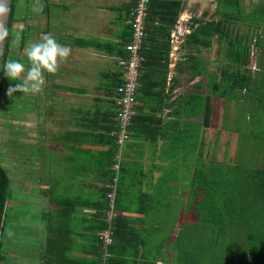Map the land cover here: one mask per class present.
<instances>
[{
  "label": "crops",
  "instance_id": "obj_1",
  "mask_svg": "<svg viewBox=\"0 0 264 264\" xmlns=\"http://www.w3.org/2000/svg\"><path fill=\"white\" fill-rule=\"evenodd\" d=\"M45 2L50 8L48 15H40L39 35L48 26V33L72 50L66 67L62 64L58 71L65 77L52 82L53 87L48 84L41 93L50 87L55 90L50 101V147L58 149V162L63 163L52 170L49 194H42L40 188L46 186L40 177V195L17 200L20 213L16 223L23 228L22 235L30 237L22 250L33 244L29 248L33 255L25 251L11 261L5 245L6 264H89L101 233L93 227L102 225L104 219L102 203L118 150L116 83L123 77L125 65L118 51L132 40L129 12L135 0ZM194 4L218 7L217 0H183L180 17H188L187 9ZM190 36L177 48L170 42L167 69L142 68L138 113L123 151L111 252L119 260L113 264H189L187 237L188 243H195L196 238L201 244L200 219L204 211L205 216H212L213 206L208 205L212 200L205 195L207 191L212 195L219 164L225 165L229 148L220 161V143L212 138L210 127L215 128L216 137L218 123L227 113L223 107L219 110L225 99L240 104L244 100L235 93L228 98L229 93L221 88L225 79L218 74L222 66L216 53H228V47L215 40L206 49L197 39L189 42ZM60 82L65 83V90L59 93ZM209 102L214 125L211 122L207 127L204 119ZM233 121L239 124L236 116ZM243 121L247 122L245 117ZM225 127L229 129V124ZM27 204H32L34 213L26 211ZM31 214L33 221H29ZM14 225L10 220L7 237Z\"/></svg>",
  "mask_w": 264,
  "mask_h": 264
},
{
  "label": "rangeland",
  "instance_id": "obj_2",
  "mask_svg": "<svg viewBox=\"0 0 264 264\" xmlns=\"http://www.w3.org/2000/svg\"><path fill=\"white\" fill-rule=\"evenodd\" d=\"M42 2L46 7L49 6V2L48 4L43 0ZM214 2L216 3V1ZM34 3L35 0H21L20 16L23 19L26 18V21L15 25L18 33L24 25L31 30L29 36L30 43L37 41L40 37L41 12L36 13L32 11L31 6ZM241 4L242 12L246 17L251 16V18L248 20L242 19L237 22H229L227 24L229 34L226 37L231 45L227 42L219 41V43L228 47L229 52L223 53L221 51L218 54L215 53L219 66H222L221 71L219 70L218 73L219 76L223 77L224 74H228L235 79L234 84H242L239 87L235 86L238 87V90L232 91L235 93L236 98L244 101L240 104L237 101V103L234 101L230 102L229 100L231 99L224 98L225 101L219 110L223 107V110H227V113L224 115V120L219 121L218 128L216 127V137L213 135L215 128L210 127V129L213 131L212 138H216V141L220 143V152L218 154L220 161L224 159L223 155L227 147L229 148V152L225 160H223L225 163L230 162L235 165L238 162L245 169H256L260 167V164H264V16L262 13L264 0H241ZM187 10L190 13L188 16L190 17L188 25L190 26L191 24L192 28L190 35L193 34L198 26L194 23L195 19H201L204 23L219 19V15L215 11V6L209 7L208 4H194ZM43 17L46 18V16ZM20 40L21 36L17 34L15 36L17 46L13 50L14 54L12 59L22 60L27 64L24 49L21 50L19 46ZM210 47L212 46L205 48L209 49ZM215 47L217 48V45ZM247 48L250 49L248 50ZM230 50L231 52L236 51L240 55V57L235 58L233 64L230 63ZM248 52L249 62L247 65H244L243 62L246 60ZM241 62L242 64L238 65ZM63 67H66V63H63ZM64 77L65 74L62 73H58V75L46 74V85L44 89H46L48 84L53 87L54 84L52 82L60 81ZM18 82L20 81L9 79V87L5 96L6 101L3 103L2 114L0 116L2 152L4 150L1 161L10 171L13 188L11 194L13 202H10L11 215L8 219L9 221H15L13 231L9 232L11 236L8 235L6 239V247L9 250L11 259L14 258L16 260V257L25 254V251H30L33 255V248L31 250L29 249L33 244H26L25 251L22 250L23 244L28 242L30 237L22 235L23 228L16 223L20 213V201L17 200L27 199L29 195L32 197L33 194L40 195L38 189L40 185L37 183V179L40 177L46 186L45 188H40L42 194H49L52 170L56 168V164L58 166L62 162L61 160L58 162L60 157L58 149L50 147L51 138L53 137V134L49 130L51 121L50 101L51 94L55 90L50 87L47 93L43 95L41 93L46 92L44 89L37 94H23L19 91L10 94V88H13ZM60 83L62 84H58L59 90L57 89L59 93L65 90L62 86L65 83ZM226 88V92L229 93L228 98H233L231 97L233 93L229 91L231 88ZM55 98L57 97H53V101ZM54 103H57V99ZM237 109L241 111L240 114L236 113ZM235 116L239 120V124L233 121ZM244 117L246 118V123L243 121ZM228 124L229 129L225 127ZM213 125L212 123L211 126ZM233 128L237 129L233 130ZM63 166L66 167V164ZM34 210L35 208L32 204H27L26 211L34 213ZM29 219V221L34 220L33 214H31V217L29 216ZM10 228L12 227L10 226ZM11 261L14 260L12 259Z\"/></svg>",
  "mask_w": 264,
  "mask_h": 264
},
{
  "label": "trees",
  "instance_id": "obj_3",
  "mask_svg": "<svg viewBox=\"0 0 264 264\" xmlns=\"http://www.w3.org/2000/svg\"><path fill=\"white\" fill-rule=\"evenodd\" d=\"M217 1L218 7L216 14L219 15V19L217 21L207 23H204L201 19H195L194 23L198 26L189 37V42H193L197 39L198 45L208 47L212 46L215 40H218L220 42H227L231 45L230 41L228 42L226 37L229 34L227 24L231 21L237 22L242 19L248 20L251 18V16L248 15V17H246L242 12L241 0H223L224 2L222 0ZM20 6L21 0H11L10 18L8 22L9 38L5 45V53L0 69V116L2 114L3 103L6 101L5 96L9 87V79L3 71V65L9 58H13V50L17 46L15 36L17 34L21 36L19 43L21 50L30 44L29 36L31 30L24 25L22 30L18 33L15 28L16 24L26 21V18L23 19L20 16ZM182 6L183 0H151L148 9V36L144 41L143 48V56L145 57L143 68L153 66L167 69L169 67L170 37L172 30L181 15ZM49 8L50 6L46 7L43 5V11L41 13L43 15H48ZM262 13L264 16V7H262ZM253 20L256 21L255 19ZM44 30L43 34H47L49 32L48 26H46ZM130 40L127 41L124 49L121 48L118 51L121 53V57L124 62L128 59L126 46L132 41ZM152 47L153 49H151ZM108 49L112 50L113 48L110 47ZM247 49L249 50L250 48ZM238 56L240 57L236 51L231 52L230 50V63L233 64L235 58ZM248 62L249 52L243 64L247 65ZM240 64H242V62L238 65ZM224 76L225 80L224 83H222L223 86L221 87V85H219L221 88H225L226 90V87H230L231 89H229V91L234 93L232 90H238V87L242 85H237L236 83L234 84L235 79L230 77L228 74H224L223 77ZM165 77H167V73L165 74ZM123 83L124 74L123 77L119 78L116 83V92L118 87L123 85ZM141 87L142 79L140 88ZM205 111L206 115L204 123L208 127L212 122L210 115L212 112V106L210 102L206 104ZM3 152L0 132V264H6L8 257L5 245L8 233V218L11 215V194L13 192L10 171L1 161ZM114 163L115 157L113 164ZM112 173L113 180L115 175L113 170ZM109 191L110 187L106 188V200L102 203V210H105L102 225L94 226V230L97 229L102 232L109 227L106 216L107 210L109 209V201L107 197ZM211 192L212 195L208 196L209 191H207L205 198H211V204L208 205H212L213 208L215 207L216 209L214 210L212 208L211 217L205 216L206 211L202 214L203 217L200 219V224L203 227L201 244L197 242L196 238L195 243H193V241H191L192 243H188L190 238L187 237V262L189 261V264H264V164H260V167L256 169H245L243 166H240L238 162L235 163V165L230 162L225 163V165L219 164L218 181L215 183L214 187L211 188ZM214 192L216 193L213 194ZM203 204L207 203H202V205ZM117 219L118 217L116 216L114 222V244L116 238ZM99 236L100 235L96 237L97 246L95 245L91 251L92 257L89 264H100L103 261L104 254L106 252L110 254L107 264H113L118 261L119 259L117 257H111V252H114V244L105 250ZM199 246L201 247L200 249ZM48 252L46 257L49 254Z\"/></svg>",
  "mask_w": 264,
  "mask_h": 264
},
{
  "label": "built area",
  "instance_id": "obj_4",
  "mask_svg": "<svg viewBox=\"0 0 264 264\" xmlns=\"http://www.w3.org/2000/svg\"><path fill=\"white\" fill-rule=\"evenodd\" d=\"M151 0H136L135 5L130 10V21L132 28V41L127 44L126 51L128 59L125 64L124 83L118 87L117 104L119 111L117 115L118 130L115 134L118 144L115 163L112 170L115 175L110 183V191L107 194L109 209L107 210V221L109 227L100 233L99 239L102 246L107 250L114 244V222L117 216L116 202L120 186L122 162L124 158V146L131 139V128L137 116L138 92L141 85V75L145 57L143 56L144 41L148 36L147 21L149 16V4ZM190 17L181 16L174 26L171 34V44L173 47L182 44L192 33L191 24L188 25ZM110 254L106 252L100 264H107Z\"/></svg>",
  "mask_w": 264,
  "mask_h": 264
},
{
  "label": "clouds",
  "instance_id": "obj_5",
  "mask_svg": "<svg viewBox=\"0 0 264 264\" xmlns=\"http://www.w3.org/2000/svg\"><path fill=\"white\" fill-rule=\"evenodd\" d=\"M32 11H43L42 0H35L31 6ZM10 9L6 0H0V20L6 18ZM9 38V30L0 22V55ZM71 48L60 44L51 34H41L37 41L24 48L27 64L22 60L9 58L3 65L6 76L13 81H20L10 88V94L21 92L23 94L40 93L46 85V74H56L63 63L71 56Z\"/></svg>",
  "mask_w": 264,
  "mask_h": 264
},
{
  "label": "water",
  "instance_id": "obj_6",
  "mask_svg": "<svg viewBox=\"0 0 264 264\" xmlns=\"http://www.w3.org/2000/svg\"><path fill=\"white\" fill-rule=\"evenodd\" d=\"M7 2V6L9 9H11V0H6ZM9 18H10V11H9V14L6 18H4L3 20H0V22H3L5 27L8 29V22H9ZM6 45V44H5ZM4 53H5V46L3 48V52H2V55H0V69H1V66H2V60H3V56H4Z\"/></svg>",
  "mask_w": 264,
  "mask_h": 264
}]
</instances>
